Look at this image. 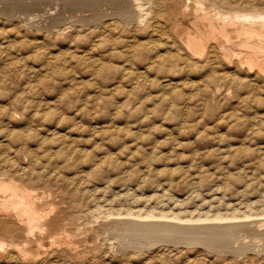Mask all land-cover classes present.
Returning <instances> with one entry per match:
<instances>
[{"label": "rangeland", "instance_id": "1", "mask_svg": "<svg viewBox=\"0 0 264 264\" xmlns=\"http://www.w3.org/2000/svg\"><path fill=\"white\" fill-rule=\"evenodd\" d=\"M34 1L0 0V183L9 181L31 191V208H36L32 210L37 216L32 220L37 225L19 222L2 205L9 190H0V241H4L0 264H264V251L254 249L232 253L171 241L135 248L133 241L139 235L112 223L114 219L133 218L128 217L129 211L150 209L173 210L188 218L234 210L241 213L247 207L261 213L264 73L245 72L222 60L217 66L201 69L188 64L185 70L183 63L171 67L167 54L151 65L146 55L166 50L165 42L181 19L179 10L171 19L165 17L173 0H151L147 17L133 23L125 24L113 15L86 26L78 24L77 17L65 18L59 27L66 20L75 25H65L59 33L56 27L43 29L49 18L48 13H40L48 8L46 2L55 0ZM212 1L202 0L210 10L215 6L226 10L233 3L246 9L249 2L264 8V0ZM66 4L78 14L90 11L78 3L79 7ZM99 4V0L93 2L95 11ZM23 10L29 14L22 15ZM66 12L64 16L71 14ZM30 14L44 17L45 23L43 18L33 22L18 18ZM184 16L194 30L193 7ZM139 38L142 41H137ZM114 41L120 48L128 42L138 44L137 50L128 52L129 64L117 56L112 57L111 66L110 61L104 63V54ZM97 57L103 59L101 63L96 62ZM91 61L99 66L97 75L88 70ZM127 65L134 66H130L133 73L131 68L125 70ZM138 69L143 70L140 73ZM216 70L218 75L228 70L232 75L221 79ZM255 213L251 218L262 216ZM197 222L192 224L208 221ZM6 225L10 230L6 231ZM196 227L203 235L205 228ZM258 229V233L252 230L246 234L234 229L232 235L217 228L209 237L214 235L211 239H215L221 233L226 239L231 235L230 241L226 239L230 243L238 237L242 241L264 240V230L261 233ZM251 234L257 235L253 239Z\"/></svg>", "mask_w": 264, "mask_h": 264}, {"label": "bare ground", "instance_id": "2", "mask_svg": "<svg viewBox=\"0 0 264 264\" xmlns=\"http://www.w3.org/2000/svg\"><path fill=\"white\" fill-rule=\"evenodd\" d=\"M6 1V0H4ZM13 0H11L12 2ZM34 1V0H33ZM52 1V0H51ZM50 1V2H51ZM96 0H55L52 1V3L54 2V4L52 3H45V5H48V8H44L40 13H48L47 14V19H48V23L46 22V25L43 29H56L55 31H57V33L62 32L63 28H65L66 26H70L72 23H70V20H66L65 24L63 26L59 27V23L62 21V19L64 20L65 18H72V17H77V23L78 21L81 22L82 24L87 23L90 24L94 22H99L101 20H103V18L105 19L108 18L107 16H114L116 17L117 20H121L122 22H130L132 20H134V22H136L135 20L141 21L144 19V17H147L146 15H148V12L151 11L150 7L152 8V6H150L151 0H99V3L101 2V4H99L100 9L98 7V9L95 11V7L96 4L93 5V2ZM164 1V0H163ZM214 1V0H213ZM212 1V2H213ZM220 1V0H219ZM236 1V0H235ZM243 1V0H242ZM241 1V2H242ZM250 1V0H248ZM253 1V0H252ZM19 2V1H18ZM22 2V1H21ZM27 3V1H25ZM35 2V1H34ZM158 2V1H157ZM156 2V3H157ZM165 2V1H164ZM160 3L163 5V3ZM169 2V0H168ZM172 2H174V4H171V7H169V10L166 11L165 17L168 16L169 19H171L173 17L174 12L178 11L179 13H181V19L179 21V23L176 25L175 27V33H171L172 35H169V38L167 39V41L165 42V44H162V42L164 43V41L160 42V45H165L166 46V50L162 53L160 52H156L155 54H147V59H150V62H153L151 65L154 64V62H156L157 59H161L162 56L164 55H169V59L167 60L168 62L170 61L171 67H173L172 65H175L174 67H176V65L178 66L179 63H183L185 65V70L187 69L186 66L188 67V64L191 65H197L198 69H201L205 66H213L214 64L216 65L218 63V61L221 62L222 61H227L229 63L234 64L235 68H239L242 70H245V72H254L256 73H260L263 74L264 73V8L262 6H259L257 4L251 3L249 2V4L251 5L250 7L248 6V8L246 9H241L239 7H237L238 4L235 5V3H233L232 5L228 6L230 8H226V10H222L220 9L218 6H215L212 10L208 9L207 7L204 6L202 0H194L193 4L191 5V0H173ZM211 2V3H212ZM215 2V1H214ZM221 2L224 3H229L230 0H221ZM239 2V3H241ZM254 2V1H253ZM14 3V2H13ZM61 3V4H60ZM65 3V4H63ZM66 3H71L74 5V7L78 4L82 7H86V9H90V11L88 13H80L78 14V12L73 11V9L68 8ZM78 3V4H76ZM147 3L149 4V7L147 5ZM218 3V1H217ZM31 4V3H30ZM40 4V3H39ZM52 4V5H51ZM76 4V5H75ZM221 4V3H219ZM248 4V3H247ZM263 4V3H262ZM10 5V4H9ZM12 5V4H11ZM17 5V4H16ZM22 5V4H21ZM70 5V4H69ZM98 5V4H97ZM156 5V4H155ZM159 5V3H158ZM170 5V4H169ZM224 5V4H223ZM20 6V5H18ZM71 6V5H70ZM210 6V5H209ZM222 6V5H221ZM232 6V7H231ZM244 4L241 5V7L243 8ZM14 7V6H13ZM79 7V6H78ZM78 7H76L77 9H79ZM89 7V8H88ZM116 7L117 9L112 11V8ZM160 7V6H159ZM163 6H161L162 8ZM165 7V6H164ZM193 7V20H191V23H193L194 26V30L189 28V25H187V17H185V13L188 12L189 8ZM37 8V7H36ZM97 8V7H96ZM150 10H149V9ZM160 8V9H161ZM221 8L225 9L224 6H222ZM239 8V9H238ZM7 9V8H6ZM58 9V10H57ZM75 9V8H74ZM83 9V8H82ZM85 9V10H86ZM156 9V8H155ZM159 9V8H157ZM1 10V9H0ZM4 10V9H3ZM20 10V9H19ZM54 11L57 10L56 12H50V11ZM80 10V9H79ZM84 10V9H83ZM82 10V11H83ZM163 10V9H162ZM27 11V10H26ZM25 10L21 11L20 13L23 15V13H26ZM64 11L70 12L71 14H69L68 16H64ZM165 11V10H164ZM31 12V11H30ZM66 12V13H67ZM159 12V11H158ZM6 13V11H5ZM8 13V12H7ZM18 13V11H17ZM163 13V12H162ZM15 14V13H14ZM29 14V13H26ZM41 14V15H42ZM153 14V13H151ZM160 14V13H159ZM3 15V13L1 14ZM38 15V14H36ZM40 15V14H39ZM156 15V13H155ZM162 15V14H161ZM160 15V16H161ZM180 15V14H179ZM18 16V15H17ZM109 16V17H110ZM158 16V14H157ZM155 16V17H157ZM15 17V16H13ZM37 17V16H36ZM35 17V14H30L28 16H18V18H21L23 21L25 19H28L29 22H33V21H38V19L43 18V23L44 22V17L39 16L38 18ZM150 17V16H149ZM154 17V16H152ZM151 17V18H152ZM163 17V16H162ZM46 18V17H45ZM60 20H58V19ZM150 18V19H151ZM167 18V19H168ZM112 19V18H111ZM157 19V18H156ZM20 20V19H18ZM42 20L39 21L42 24ZM107 20V19H106ZM119 20V21H120ZM105 21V20H104ZM109 21V20H108ZM154 21L151 19V22ZM165 21V20H164ZM170 21V20H169ZM174 21V20H173ZM190 21V20H188ZM28 22V21H27ZM74 22V21H73ZM144 22V21H143ZM148 22V21H147ZM167 22V21H165ZM64 23V22H63ZM100 23V22H99ZM113 23H116L113 21ZM130 23H133L130 22ZM138 23V22H137ZM162 23V22H159ZM158 23V24H159ZM80 24V23H78ZM152 24V23H151ZM168 24V23H167ZM202 24V25H201ZM66 25V26H65ZM75 25V24H74ZM74 25H71V27H73ZM154 25V24H153ZM157 25V24H156ZM163 25V24H162ZM170 25V24H169ZM31 26V25H30ZM81 26V25H80ZM78 26V27H80ZM86 26V24H85ZM133 26V25H132ZM148 26V23H147ZM160 25H158L159 27ZM164 26V25H163ZM202 26V27H201ZM76 27V26H75ZM83 27V26H82ZM117 27V26H116ZM157 27V28H158ZM162 27V26H161ZM68 28V27H67ZM87 28V27H86ZM89 28H91L89 26ZM104 28V27H103ZM150 28V27H149ZM156 28V26L154 27ZM156 28V31L158 30ZM119 29V28H118ZM133 29V28H132ZM147 29V28H146ZM160 29V27H159ZM162 31L164 30L163 28H161ZM68 30V29H67ZM88 30V29H87ZM86 30V31H87ZM93 29H90V31ZM117 30V29H116ZM150 30V29H149ZM39 31V30H38ZM72 31V30H71ZM108 30H106L107 32ZM129 31V30H128ZM161 31V30H160ZM88 32V31H87ZM118 32V31H117ZM146 32V31H145ZM159 32V31H158ZM166 31H163L162 33H164ZM123 33V32H122ZM170 33V32H169ZM49 34V33H48ZM75 34V33H74ZM109 34V33H108ZM124 34V33H123ZM136 34V33H135ZM152 34V33H151ZM106 35V34H105ZM104 35V36H105ZM125 35V34H124ZM127 35V34H126ZM154 35V34H153ZM157 35V34H156ZM167 35V34H166ZM163 35V36H166ZM76 36V35H75ZM102 36V35H101ZM100 36V37H101ZM159 36V35H158ZM80 37V36H79ZM83 37V36H82ZM135 37V36H134ZM154 37V36H152ZM157 37V36H156ZM168 37V36H167ZM99 38V37H97ZM102 38V37H101ZM161 38V36H160ZM73 39V38H72ZM82 39V38H81ZM132 39V38H131ZM137 39V38H135ZM134 39V40H135ZM145 39V38H144ZM143 39V41H144ZM150 39V37H149ZM148 39V40H149ZM155 39V38H154ZM76 40V39H75ZM114 40V39H112ZM128 40V39H127ZM147 40V41H148ZM165 40V38L163 39ZM109 41V40H108ZM137 41H142V38L140 40ZM150 41V40H149ZM69 42V41H68ZM112 42V41H111ZM151 42V41H150ZM153 42V40H152ZM71 43V42H70ZM69 43V44H70ZM139 43V42H137ZM141 43V42H140ZM139 43V45H141ZM147 43V42H146ZM156 43H158V40L156 41ZM116 42L114 41L113 44L110 46V48H108L107 51V55H105V59H104V63L105 61H110L108 64H110L111 62L114 63V59L112 57L117 56V57H123L125 62L124 64H129V62H131V58L128 55V52L131 53V51L137 50V45L133 43L128 42L127 44H124V48H120V46L115 45ZM105 45V44H104ZM144 45V44H143ZM154 45V43H153ZM157 45V44H156ZM155 45V46H156ZM168 45V46H167ZM142 46V45H141ZM146 46V45H144ZM143 46V48H145ZM151 47V46H150ZM149 47V48H150ZM139 48V47H138ZM142 48V47H141ZM157 48V47H156ZM103 49V47H102ZM140 49V48H139ZM138 49V50H139ZM151 50V49H150ZM164 50V49H163ZM162 50V51H163ZM88 52V51H87ZM97 53V52H96ZM95 53V54H96ZM143 53V52H142ZM134 54V52H133ZM133 54H130L132 56H134ZM90 55V54H89ZM93 55V54H92ZM100 56V55H99ZM128 56V57H126ZM93 57V56H92ZM91 57V58H92ZM168 57V56H167ZM96 58V57H95ZM98 58V57H97ZM126 58V59H125ZM134 58V57H133ZM166 58V57H165ZM99 59V58H98ZM92 60V59H91ZM103 60V59H102ZM102 60H98L96 61L97 63H101L99 61ZM134 60V59H133ZM166 60V59H165ZM164 60V61H165ZM94 61V60H92ZM89 62V72L93 75H95L98 71V67L93 63V62ZM165 62L166 64L168 62ZM134 62V61H133ZM217 62V63H216ZM226 62V63H227ZM103 63V62H102ZM107 63V62H106ZM116 63V62H115ZM158 64V62H156ZM112 64V63H111ZM110 64V66H111ZM134 64V63H133ZM107 65V64H106ZM115 65V64H114ZM118 65V64H117ZM123 65V64H122ZM150 65V64H149ZM150 65V66H151ZM190 65V66H191ZM102 66V64H101ZM132 66L134 68L133 65H127L126 69H130ZM148 66V65H147ZM160 66V65H159ZM159 66H157L159 68ZM164 66V65H161ZM169 66V64H168ZM195 66V67H197ZM217 66V65H216ZM230 66V65H229ZM233 66V65H232ZM122 67V66H121ZM165 67V66H164ZM167 67V66H166ZM165 67V68H166ZM181 67V65H180ZM193 67V66H192ZM103 68V67H101ZM100 68V69H101ZM105 68V67H104ZM103 68V70H104ZM113 67L110 68V70ZM123 68V67H122ZM146 68V67H145ZM150 68V67H148ZM157 68V69H158ZM163 68V67H162ZM170 68V67H169ZM189 68V67H188ZM227 68V67H226ZM234 68V69H235ZM109 69V68H108ZM136 69V68H135ZM164 69V68H163ZM171 69V68H170ZM193 69V68H192ZM197 69V70H198ZM109 70V71H110ZM132 68H131V72H132ZM143 70V69H141ZM141 70H137L140 71V73L142 72ZM160 70V69H159ZM169 70V69H167ZM173 70V69H172ZM184 70V69H183ZM227 70V69H226ZM230 70V69H229ZM228 70V71H229ZM100 71V70H99ZM129 71V72H130ZM134 71V70H133ZM190 71V70H189ZM192 71V70H191ZM199 71V70H198ZM227 71V72H228ZM236 71V70H234ZM123 72V71H122ZM144 72V71H143ZM164 72V71H163ZM217 74L218 71H215ZM227 72H223L220 71V73H222V75H218L219 78L224 79V78H228L229 73ZM231 72V71H230ZM237 72V71H236ZM241 72V71H239ZM103 73V72H102ZM133 73V72H132ZM181 73V72H180ZM186 73V71H185ZM209 73V72H207ZM113 74V73H112ZM125 74V73H124ZM139 74V73H138ZM156 74V73H155ZM167 74V73H166ZM188 74V73H186ZM247 74V73H246ZM97 75V74H96ZM122 75V73H121ZM140 75V74H139ZM170 75V74H169ZM209 75V74H207ZM214 75V73H213ZM125 76V75H124ZM168 76V75H167ZM166 76V77H167ZM216 77V75H214ZM214 76H212L211 78H215ZM237 76V75H236ZM235 76V77H236ZM241 76V75H240ZM243 76V75H242ZM263 76V75H262ZM139 77V76H138ZM165 77V78H166ZM170 77V76H169ZM172 77V76H171ZM238 77V76H237ZM96 78V77H95ZM127 78V77H126ZM164 78V79H165ZM174 78V77H172ZM210 78V75H209ZM217 78V77H216ZM159 79V78H158ZM171 79V78H170ZM220 79V80H221ZM246 79V78H244ZM253 79V78H252ZM136 80V79H135ZM219 80V81H220ZM249 80V79H248ZM254 80V79H253ZM122 81V80H121ZM176 81V80H175ZM251 81V80H250ZM182 82V81H179ZM223 82V81H222ZM246 82V81H244ZM178 83V82H177ZM249 83V81H248ZM185 84V83H183ZM166 85V84H165ZM172 85V84H171ZM170 85V86H171ZM115 86V85H114ZM123 86V85H122ZM161 86V85H160ZM164 86V84H163ZM173 86V85H172ZM132 87V86H131ZM157 87V86H156ZM219 87V86H218ZM159 88V87H158ZM99 90V89H97ZM137 90V89H136ZM22 167H24L22 165ZM28 172V171H26ZM37 172V171H36ZM23 175V174H22ZM31 175V174H30ZM31 177V176H30ZM32 179V178H31ZM9 181H7V184L4 183H0V190L2 191H6L9 190L8 193V197L6 198L5 196V200L2 202L3 208L6 209V211H11L13 213V215L15 216L16 219L19 220V222H25L28 224V222L32 221L33 219L35 220V218L37 219V216L35 217V213H34V209L36 208H31V204H33V202L31 203L30 199L31 196V191L28 192L27 189L26 191L21 188L18 184H9ZM17 182V181H16ZM6 183V182H5ZM24 186V185H23ZM30 190V189H29ZM32 190V189H31ZM33 191V190H32ZM8 192V191H7ZM35 192V191H34ZM33 194V192H32ZM4 195V193H3ZM1 199V198H0ZM30 201V202H29ZM239 201V200H238ZM27 203V204H26ZM35 203V202H34ZM243 203V202H242ZM249 203V202H248ZM247 203V206H248ZM227 204V203H226ZM34 206V205H33ZM219 206V205H218ZM244 206V205H243ZM246 206V207H247ZM2 208V211H3ZM233 208V207H232ZM262 208V207H261ZM33 209V210H32ZM139 209V208H138ZM41 210V209H40ZM141 210V209H140ZM147 210V208H146ZM195 209H193L194 211ZM211 210V209H210ZM214 210V209H213ZM216 210V209H215ZM234 210V209H233ZM255 210V209H254ZM45 211V210H44ZM50 211V210H49ZM197 211V209H196ZM210 212V211H208ZM221 212V211H219ZM4 213V212H3ZM38 213V211H37ZM36 213V214H37ZM43 213V212H42ZM127 213V212H126ZM204 213V212H203ZM255 213V212H254ZM252 212V210L247 207L246 210H243L241 213L238 212L237 210H234L232 212H221V213H214L212 215H210L209 213H204V214H199L197 215L196 218H192V217H183L181 216V213H177V212H166V211H155L153 209L147 210L144 213L141 212H133V211H129L127 214L129 215L128 217L132 216L133 218H120V219H114L112 221V223H118L121 225H124L125 229L130 230V232L128 233H132L133 231L135 233H137L139 235L138 239L136 237L137 240L133 241V247L135 248H142L143 246L148 247V246H152V245H156V243L158 242H172L174 243H185V244H202L205 247H207L208 249L211 250H215V251H229V250H233V252L236 253H241V252H246V250L248 251V249H254L258 252L264 251V240L263 239H259L257 238V240H249V241H242L239 237V239L237 238L235 241L233 242H228L229 238L231 239V235H229V238L224 239V235L223 237L221 236L222 234H216L218 237L215 239H211L214 235H212V237H209L210 233H213L214 231L217 230H227L228 232L230 231V234H232L231 232L236 229V231L240 232V233H245L249 232V231H256L259 230L258 228L261 229V233H263L262 227H264V210L261 211V213H255V215L261 214L262 216L260 218H251L254 214ZM46 214V213H45ZM60 214V213H59ZM58 214V215H59ZM62 214V213H61ZM10 215V214H9ZM40 215V212H39ZM42 215V214H41ZM52 216V215H51ZM203 216V217H202ZM3 217V216H2ZM43 217V216H41ZM112 217V216H111ZM120 217V216H119ZM123 217V216H122ZM114 218V217H113ZM155 218H160V220H157ZM163 218H166L163 219ZM169 218V219H168ZM107 219H109L107 217ZM168 219V220H167ZM171 219V221H170ZM51 220V219H50ZM175 220H179L181 222L186 221L188 223H177L175 222ZM224 220L226 221L225 223ZM234 220V221H232ZM8 221V220H7ZM6 221V222H7ZM10 221V219H9ZM178 221V222H179ZM196 221H203L201 223H204L205 221H208L207 223L204 224H192ZM211 221H221L222 224H218V223H210ZM14 222V221H13ZM51 222V221H50ZM55 222V220L53 221V223ZM59 222V221H56ZM61 222V220H60ZM191 222V223H189ZM10 223V222H9ZM2 224V223H1ZM6 224V223H5ZM11 224V223H10ZM9 227H11L13 224H11ZM16 224H18L16 222ZM36 224V223H34ZM33 221H32V225L34 226ZM52 224V223H51ZM3 225V224H2ZM26 225V224H25ZM24 225V226H25ZM37 225V224H36ZM53 225V224H52ZM13 226H16L15 224ZM22 226V225H20ZM19 226V227H20ZM196 226H200V227H204L205 229L203 230L204 234L200 235V233H198V231L195 230V228H197ZM6 227V231L8 230L9 227ZM31 227V226H30ZM199 227V228H200ZM216 227V228H215ZM13 228V227H11ZM18 228V227H16ZM14 227V230H18ZM22 228V227H20ZM28 228V225H27ZM33 228V227H32ZM116 228V226L114 227V229ZM122 228V227H121ZM214 228V229H213ZM226 228V229H225ZM228 228V229H227ZM3 230V228H1ZM29 229V228H28ZM119 229V228H118ZM117 229V230H118ZM238 229V230H237ZM240 229V230H239ZM10 230V228H9ZM116 230V229H115ZM200 230V229H197ZM5 231V230H4ZM21 231V230H18ZM126 231V230H125ZM132 231V232H131ZM224 231V232H225ZM235 231V230H234ZM15 232V231H14ZM13 232V233H14ZM30 232V231H29ZM120 233V231L118 230L117 233ZM133 232V233H134ZM201 232V231H200ZM257 232V231H256ZM3 233V232H2ZM12 233V234H13ZM238 233V234H240ZM252 233V232H249ZM247 233V234H249ZM258 233V232H257ZM260 233V234H261ZM11 234V235H12ZM25 234L22 233V235ZM30 234V233H29ZM34 234V233H33ZM214 234V233H213ZM234 234V233H233ZM232 234V235H233ZM244 234V237H245ZM259 237H262V235H264V233ZM121 235H123L121 233ZM125 235V234H124ZM128 235V234H127ZM215 235V236H216ZM252 235V234H251ZM257 235V234H255ZM254 235V236H255ZM27 236V234H26ZM32 236V235H31ZM120 236V235H119ZM132 236V235H130ZM129 236V237H130ZM211 236V234H210ZM235 236V235H234ZM233 236V237H234ZM238 236V235H236ZM235 236V237H236ZM253 236V235H252ZM253 236V239H254ZM126 237V236H125ZM249 237V235L247 236ZM255 238V239H256ZM263 238V237H262ZM120 239V238H119ZM129 239V238H128ZM235 239V238H234ZM245 239V238H243ZM249 239V238H248ZM125 240V239H124ZM127 241V240H126ZM129 241V240H128ZM131 241V239H130ZM129 241V244L131 243ZM230 241V240H229ZM125 242V241H124ZM3 242L0 241V246L4 245ZM230 243V244H229ZM127 244V243H126ZM125 244V245H126ZM6 245V244H5ZM114 245V244H113ZM124 245V246H125ZM20 246V245H19ZM119 246V245H118ZM195 246V245H194ZM200 246V245H198ZM4 247V246H3ZM21 247V246H20ZM1 248V247H0ZM17 248V247H16ZM21 249V248H20ZM197 249V248H196ZM138 250V249H137ZM253 250V251H254ZM124 251V250H123ZM20 252V251H19ZM132 253V252H131ZM223 253V252H222ZM235 253V254H236ZM134 254V252H133ZM234 255V254H233ZM242 255V254H241ZM249 255V254H248ZM220 256V255H219ZM262 256V255H261ZM231 257V256H230ZM251 258V257H250ZM230 261V260H229Z\"/></svg>", "mask_w": 264, "mask_h": 264}]
</instances>
